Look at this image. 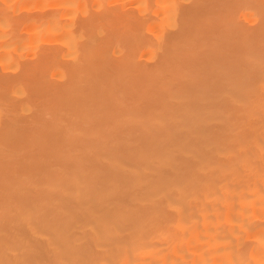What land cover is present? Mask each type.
<instances>
[{
	"label": "bare ground",
	"instance_id": "bare-ground-1",
	"mask_svg": "<svg viewBox=\"0 0 264 264\" xmlns=\"http://www.w3.org/2000/svg\"><path fill=\"white\" fill-rule=\"evenodd\" d=\"M0 264H264V0H0Z\"/></svg>",
	"mask_w": 264,
	"mask_h": 264
}]
</instances>
